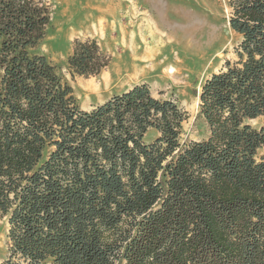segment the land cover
Returning a JSON list of instances; mask_svg holds the SVG:
<instances>
[{
	"label": "trees",
	"instance_id": "obj_1",
	"mask_svg": "<svg viewBox=\"0 0 264 264\" xmlns=\"http://www.w3.org/2000/svg\"><path fill=\"white\" fill-rule=\"evenodd\" d=\"M227 3L238 59L202 83L207 135L182 141L187 112L146 83L82 108L38 50L50 0H0V264H264V0ZM110 62L76 40L67 66Z\"/></svg>",
	"mask_w": 264,
	"mask_h": 264
},
{
	"label": "rangeland",
	"instance_id": "obj_2",
	"mask_svg": "<svg viewBox=\"0 0 264 264\" xmlns=\"http://www.w3.org/2000/svg\"><path fill=\"white\" fill-rule=\"evenodd\" d=\"M50 2L51 26L38 50L68 78L82 108L91 110L136 84L146 83L156 97L172 99L187 112L182 141L198 140L207 135L208 126L200 114L202 83L212 73L219 71L227 60L234 62L238 59L236 50L240 35L230 26L227 0ZM156 5H161L163 14L159 13ZM184 10L204 22L203 30L194 33L200 41L193 49L194 54L187 50L181 28L187 21ZM151 15L164 31L175 30L173 35L176 39L173 44H163L159 49L155 67L146 58ZM87 39H96L111 55V62L98 75L72 77L67 66L68 56L76 40ZM170 64L181 69V74L168 73L166 69ZM263 119H257L254 123L259 124ZM159 134V131L151 128L145 135V141L152 142ZM258 157L264 158V146L259 149ZM9 227L8 217L0 215V261L9 253Z\"/></svg>",
	"mask_w": 264,
	"mask_h": 264
},
{
	"label": "bare ground",
	"instance_id": "obj_3",
	"mask_svg": "<svg viewBox=\"0 0 264 264\" xmlns=\"http://www.w3.org/2000/svg\"><path fill=\"white\" fill-rule=\"evenodd\" d=\"M156 7H157V10L159 11L160 14L164 13L161 5H158V6L156 5ZM183 13H184L187 21L185 24L182 25L181 28L183 30L185 41L187 42V50H189L191 52V54H194V52H193L194 47L199 45V43H200V41L197 38H195L196 35H194V33L203 30L202 25L204 24V22L202 23L200 21V19H198L193 13H191L189 11L184 10ZM149 21H150L149 23H150L151 30H150L149 37H148L149 41L146 42L147 43L146 58H148L147 62L151 63L155 67V65H154V62L156 61L155 58L157 55L160 54L158 51L163 46V44H165V45L173 44L176 41V39L173 35V33H175V30L174 31L170 30V32L164 31L155 22L152 15H151V18L149 19ZM166 70L168 73L173 74V75H179L182 72L181 69H178L174 65H171V64L167 66ZM164 76H165V74H164Z\"/></svg>",
	"mask_w": 264,
	"mask_h": 264
}]
</instances>
